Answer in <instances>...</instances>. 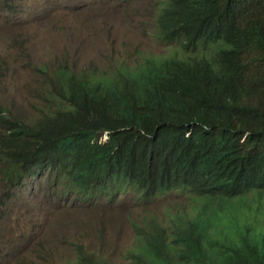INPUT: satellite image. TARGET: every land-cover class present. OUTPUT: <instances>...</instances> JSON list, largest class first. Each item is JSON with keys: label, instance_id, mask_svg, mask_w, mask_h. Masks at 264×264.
Returning <instances> with one entry per match:
<instances>
[{"label": "trees", "instance_id": "obj_1", "mask_svg": "<svg viewBox=\"0 0 264 264\" xmlns=\"http://www.w3.org/2000/svg\"><path fill=\"white\" fill-rule=\"evenodd\" d=\"M158 29L193 56L116 77L59 66L49 71L56 108L31 122L0 108V170L9 184L45 177L79 200L262 191L264 202V0H165ZM220 43L227 46L213 54ZM239 232L214 250L191 243L193 257L264 264V232L261 240Z\"/></svg>", "mask_w": 264, "mask_h": 264}, {"label": "rangeland", "instance_id": "obj_2", "mask_svg": "<svg viewBox=\"0 0 264 264\" xmlns=\"http://www.w3.org/2000/svg\"><path fill=\"white\" fill-rule=\"evenodd\" d=\"M164 1L0 0V108L28 122L56 108L49 71L59 66L116 77L124 68L138 71L153 60L173 58L181 44L159 37ZM246 197L227 201L231 205ZM192 199L188 192L174 191L143 202L127 191L114 201L84 202L67 197L62 186L45 177L11 185L0 170V264H73L82 245L99 255V239L115 249L134 235L132 220L143 226L156 221L166 229L169 205L193 216ZM241 216L243 223L264 231V202L257 219ZM111 256L112 264H127L114 252Z\"/></svg>", "mask_w": 264, "mask_h": 264}, {"label": "clouds", "instance_id": "obj_3", "mask_svg": "<svg viewBox=\"0 0 264 264\" xmlns=\"http://www.w3.org/2000/svg\"><path fill=\"white\" fill-rule=\"evenodd\" d=\"M226 46V43L212 46L213 54L216 53L218 48L222 49ZM200 53L203 54L204 49H201ZM177 54H180V57L181 54L183 55L181 59L193 56L187 55L184 51ZM1 78H3V72L0 70ZM2 115L5 116L6 114L1 113ZM106 134L108 135V133ZM190 135L191 132L187 133V137ZM108 139L109 135L105 141ZM101 141H104V139L101 138ZM188 193L193 198L190 203L194 211L193 216H190L184 208L179 209L169 205L164 216V221L168 223L166 229L158 225L156 221L143 226L141 223L132 220L136 227L134 235L121 241L115 249L104 247L99 239V246L103 249L99 255H94L88 251L86 245H82L79 257L73 264H112V252L115 253L118 260L127 264H191L192 262L201 264L199 259L192 255L191 243H202L205 248L214 250V244L219 246L224 242L240 240L241 233L239 229H243L251 238L262 239V232H264L262 228L259 229L254 224L243 223L241 216V214H245L248 218L254 216L257 219L258 214L262 213V201L259 200L262 191L246 194L245 199L235 201L231 205L227 199H237L245 195L242 194L235 198L215 197L212 199L192 192ZM164 194L168 193L161 195ZM97 199L99 198L83 199L81 201L86 202ZM64 241H66V235Z\"/></svg>", "mask_w": 264, "mask_h": 264}]
</instances>
